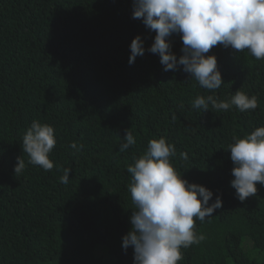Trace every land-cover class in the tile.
<instances>
[{
	"label": "trees",
	"instance_id": "1",
	"mask_svg": "<svg viewBox=\"0 0 264 264\" xmlns=\"http://www.w3.org/2000/svg\"><path fill=\"white\" fill-rule=\"evenodd\" d=\"M132 0H0V264H133L122 237L135 209L127 167L149 140L175 145L170 157L189 182L221 196L222 207L195 222L204 240L178 264H264V185L241 202L230 181L228 145L264 126V60L247 50L213 47L223 83L210 91L182 70H163L145 52L129 64L131 40L154 39L132 18ZM179 57L180 36L170 38ZM257 98L203 112L198 96L230 101L236 91ZM33 120L54 128L53 169L28 162L22 139ZM126 130L136 144L119 150ZM72 142L83 145L77 151ZM187 153L183 159L180 153ZM17 157L25 161L14 175ZM70 168L67 184L59 177Z\"/></svg>",
	"mask_w": 264,
	"mask_h": 264
},
{
	"label": "clouds",
	"instance_id": "2",
	"mask_svg": "<svg viewBox=\"0 0 264 264\" xmlns=\"http://www.w3.org/2000/svg\"><path fill=\"white\" fill-rule=\"evenodd\" d=\"M132 18L141 20L154 32V39L146 49L144 40L136 35L129 45V64L145 52L159 56L165 72L181 69L194 78L200 87L214 91L224 82L215 54L210 50L221 45L235 53L247 50L255 59L264 60V0H132ZM180 36L181 55L172 51L170 37ZM227 111L235 106L240 112L255 110L257 98L236 91L230 101H218L213 95H198L192 102L195 109ZM56 139L54 128L33 120L22 139V151L28 162L43 170L54 165L49 153ZM136 144L131 131L126 130L121 152ZM71 148L83 145L72 142ZM233 162L231 186L243 202L257 193L256 184L264 185V126L246 136L234 137L228 145ZM175 145L165 138L151 139L144 155L127 167L131 174L129 191L135 209L130 216V229L122 237V248L133 251V264H178L183 259L181 249L204 240L194 231L198 219L204 222L222 207L220 195L209 204L213 191L204 185L189 182L179 174L170 157L176 156ZM188 159L187 153H180ZM14 175L23 172L25 161L17 157ZM70 168H64L59 180L69 182Z\"/></svg>",
	"mask_w": 264,
	"mask_h": 264
},
{
	"label": "rangeland",
	"instance_id": "3",
	"mask_svg": "<svg viewBox=\"0 0 264 264\" xmlns=\"http://www.w3.org/2000/svg\"><path fill=\"white\" fill-rule=\"evenodd\" d=\"M263 256H264V252H263Z\"/></svg>",
	"mask_w": 264,
	"mask_h": 264
}]
</instances>
